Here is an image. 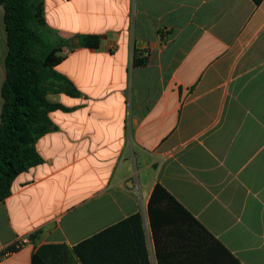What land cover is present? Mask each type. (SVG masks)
<instances>
[{
	"label": "crops",
	"instance_id": "1",
	"mask_svg": "<svg viewBox=\"0 0 264 264\" xmlns=\"http://www.w3.org/2000/svg\"><path fill=\"white\" fill-rule=\"evenodd\" d=\"M44 6L67 41L56 70L80 94L47 95L70 110L49 113L43 161L0 201V251L29 238L0 264H82L74 246L137 212L159 264L147 209L156 184L233 257L206 264H264V0ZM4 14L0 3V121ZM87 34L99 47L80 43Z\"/></svg>",
	"mask_w": 264,
	"mask_h": 264
},
{
	"label": "trees",
	"instance_id": "2",
	"mask_svg": "<svg viewBox=\"0 0 264 264\" xmlns=\"http://www.w3.org/2000/svg\"><path fill=\"white\" fill-rule=\"evenodd\" d=\"M253 1L259 4L262 0ZM0 3L5 8L8 45L0 121L2 201L10 195L17 175L43 161L36 142L57 128L49 113L57 109L70 110L50 101L47 95L59 91L69 95L80 92L56 70L64 57L62 47L67 41L53 40L54 31L45 18V0H0ZM79 37L82 45L99 47V35ZM146 62L147 58L136 57L134 64ZM147 209L159 264H172L180 259H187V264H206L217 257H232L162 185L156 184L153 188ZM6 250L16 251V248L12 245ZM73 250L82 264H151L140 212L82 241Z\"/></svg>",
	"mask_w": 264,
	"mask_h": 264
},
{
	"label": "built area",
	"instance_id": "3",
	"mask_svg": "<svg viewBox=\"0 0 264 264\" xmlns=\"http://www.w3.org/2000/svg\"><path fill=\"white\" fill-rule=\"evenodd\" d=\"M29 241L28 237H21V238H17V240L15 241V243L13 244L16 248V250L20 249L25 243H27ZM13 252L15 251H11V250H1L0 251V261L5 259L6 257H8L9 255H11Z\"/></svg>",
	"mask_w": 264,
	"mask_h": 264
},
{
	"label": "rangeland",
	"instance_id": "4",
	"mask_svg": "<svg viewBox=\"0 0 264 264\" xmlns=\"http://www.w3.org/2000/svg\"><path fill=\"white\" fill-rule=\"evenodd\" d=\"M54 34H55V33L52 34V38H53V40H56V41H58V40H66V39L63 38L62 36H60V35H54ZM64 46H65V45H64ZM64 46L62 47V51H63ZM50 93H52V92H50Z\"/></svg>",
	"mask_w": 264,
	"mask_h": 264
}]
</instances>
